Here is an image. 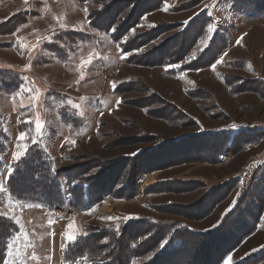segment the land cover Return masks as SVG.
Instances as JSON below:
<instances>
[{
    "label": "rangeland",
    "instance_id": "374dc122",
    "mask_svg": "<svg viewBox=\"0 0 264 264\" xmlns=\"http://www.w3.org/2000/svg\"><path fill=\"white\" fill-rule=\"evenodd\" d=\"M0 128L10 264H106L79 237L109 256L158 221L219 229L187 264H264V0H0ZM33 154L55 188L23 200Z\"/></svg>",
    "mask_w": 264,
    "mask_h": 264
},
{
    "label": "trees",
    "instance_id": "16d2710c",
    "mask_svg": "<svg viewBox=\"0 0 264 264\" xmlns=\"http://www.w3.org/2000/svg\"><path fill=\"white\" fill-rule=\"evenodd\" d=\"M117 28L115 32L117 35H119V30ZM121 30L125 31L126 29H121ZM0 135H1V131H0ZM39 157L40 156H38L37 154L36 155L33 154L28 159L27 162H23L22 164H20L18 169L21 170L16 172L15 174L16 177L15 190L18 194L22 196L20 198H23V200H25L24 198L25 196L29 198L31 194L35 195L36 192H38L37 188H40L41 186H49L50 182L51 184L54 182L51 175L48 174V171L50 173L49 168L41 167L40 165H38V162L41 160V158ZM42 170H43V174H41L40 178H36L34 173H36V171L42 172ZM51 187L55 188L54 185H51L49 187L50 190ZM235 212L236 211H234L233 214H235ZM233 214L231 215L230 213V215L227 214V216H233ZM150 223L155 225L157 224V222L154 221ZM180 224L181 223L170 224V223H165L163 221L160 222L158 221V224L154 226L156 227V229L155 230L151 229L149 231V233H153V235H151L148 239H145V241L144 239H142L143 236H141L140 233H138L143 228L139 229L140 227L131 228L130 226H123L122 228H120L119 231L117 229H113L114 232L117 231L116 233H119L120 235V240L118 239L119 247L113 248L112 252L110 250L109 254L111 255L109 256L105 249H100V248L98 249L99 242L91 239V237L89 238L79 237L77 243L74 246L76 249L73 250L75 251L76 257L78 256L81 257L84 256L86 252H91L92 255L99 254L101 257H103L102 258L104 260L103 262H105L106 264H129V258L131 255L134 257H142L144 252L148 251L147 249H151V248L154 249L157 246L159 247L166 240L167 243L162 247V251L158 252L154 259L148 261V264H164L165 262H167V264H187V262L189 261V259L191 258L194 252L193 244L198 240H200L197 236H204L206 238L210 234L217 233L219 229L217 231H208L207 233H202L199 235L197 234V231L189 228V226L179 227ZM247 228L251 229L250 226ZM17 232H18V226L17 224H15L14 221H12L11 219L10 220L6 219L4 216H0V264H3L7 255L6 254L3 256L2 249H5V247L3 246V241L12 237ZM248 235H250V233ZM112 238H113V233H112ZM131 242L134 243L136 242L140 245L139 247L137 246L138 248L136 247L135 249H131L132 246ZM237 247L238 245L232 247L231 250L229 249L230 250L229 252L233 251ZM229 252L228 251L227 253L225 252L224 255L228 254ZM65 257L68 261H70L71 257L66 252H65ZM224 258L225 257H222V259L219 261L218 264H223ZM94 264H100V263L94 262Z\"/></svg>",
    "mask_w": 264,
    "mask_h": 264
},
{
    "label": "snow or ice",
    "instance_id": "6c2138e0",
    "mask_svg": "<svg viewBox=\"0 0 264 264\" xmlns=\"http://www.w3.org/2000/svg\"><path fill=\"white\" fill-rule=\"evenodd\" d=\"M61 27H64V25L61 24ZM88 63H91V57H89V60H87V61H81V65L82 66L84 64H88ZM213 69H215V65H213ZM42 128H43V126L41 125V123L39 121H37L36 122V131H37V133L42 132ZM25 139H26V136L23 133H21V135L19 136V140L20 141H24ZM33 142H35V138H33ZM26 151H27V145H24V150L23 151H16L15 153H13V159L16 160V161H20L21 158L26 154ZM12 172H13V169L10 168L8 170L9 177H11ZM2 188H3V185H0V189H2ZM9 208L11 210V205H9ZM0 216L8 217L9 213L8 212H0ZM10 218H13V217H10ZM108 219H114V218L109 217ZM69 227L71 228L72 225H69ZM67 239L69 241H74L75 240V236L73 234H68ZM86 259L87 258H85V260Z\"/></svg>",
    "mask_w": 264,
    "mask_h": 264
},
{
    "label": "crops",
    "instance_id": "0c3cea01",
    "mask_svg": "<svg viewBox=\"0 0 264 264\" xmlns=\"http://www.w3.org/2000/svg\"><path fill=\"white\" fill-rule=\"evenodd\" d=\"M218 227H219V225H218ZM217 227V228H218ZM199 231H202V230H199ZM11 251H10V249H8L7 250V255H6V259H5V261H4V263L3 264H10V262H11V253H10ZM25 253V252H24ZM24 255H26V253L24 254ZM59 256H60V258H61V262L59 263V264H66L65 262H64V257H63V253L60 251V254H59ZM226 261V260H225Z\"/></svg>",
    "mask_w": 264,
    "mask_h": 264
},
{
    "label": "built area",
    "instance_id": "2783aa9c",
    "mask_svg": "<svg viewBox=\"0 0 264 264\" xmlns=\"http://www.w3.org/2000/svg\"><path fill=\"white\" fill-rule=\"evenodd\" d=\"M224 158H225V157H224ZM225 159H226V158H225ZM71 214H72V213H71L70 210L67 211V212L64 214V215H65L64 218L67 219V220H70V217H71L70 215H71Z\"/></svg>",
    "mask_w": 264,
    "mask_h": 264
},
{
    "label": "bare ground",
    "instance_id": "6f19581e",
    "mask_svg": "<svg viewBox=\"0 0 264 264\" xmlns=\"http://www.w3.org/2000/svg\"><path fill=\"white\" fill-rule=\"evenodd\" d=\"M221 159H222V160H224L225 158H224V157H222Z\"/></svg>",
    "mask_w": 264,
    "mask_h": 264
}]
</instances>
